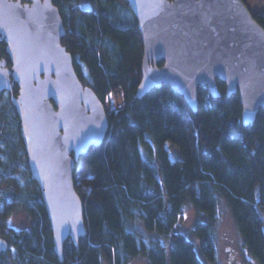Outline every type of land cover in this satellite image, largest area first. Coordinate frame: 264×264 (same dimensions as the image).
<instances>
[{"label":"trees","instance_id":"16d2710c","mask_svg":"<svg viewBox=\"0 0 264 264\" xmlns=\"http://www.w3.org/2000/svg\"><path fill=\"white\" fill-rule=\"evenodd\" d=\"M84 1L52 0L66 30L62 45L80 81L103 104L120 93L124 102L108 114L103 144L80 161L91 172L76 183L87 234L66 242L61 262L41 190L31 179L13 85L0 101V234L9 245L0 264H133L140 258L217 264L223 207L248 257L264 264V109L245 126L239 94L227 97L220 80V98L198 90L197 112L168 85L136 99L144 53L136 18L125 0H95L92 11L82 9ZM242 1L264 29V0ZM128 14L132 21L125 25ZM0 59L11 66L3 41ZM168 143L181 159L172 161ZM20 209L32 225L9 229ZM185 224L193 225L188 233Z\"/></svg>","mask_w":264,"mask_h":264},{"label":"water","instance_id":"95a60500","mask_svg":"<svg viewBox=\"0 0 264 264\" xmlns=\"http://www.w3.org/2000/svg\"><path fill=\"white\" fill-rule=\"evenodd\" d=\"M125 1L144 48L136 99L168 85L197 112L198 90L220 98V80L227 97L239 94L244 125L256 121L264 109V29L242 0ZM82 9L92 11V5ZM65 35L52 0H0V41L7 43L11 61L8 68L0 59V95L19 88L13 105L61 262L66 242L78 243L87 234L77 165L103 144L110 128L105 104L76 74L62 45ZM8 249L0 234V254Z\"/></svg>","mask_w":264,"mask_h":264},{"label":"rangeland","instance_id":"374dc122","mask_svg":"<svg viewBox=\"0 0 264 264\" xmlns=\"http://www.w3.org/2000/svg\"><path fill=\"white\" fill-rule=\"evenodd\" d=\"M85 4H92L94 8H97V3L95 0H85ZM259 2V1H258ZM125 25L131 23L132 18L130 14L123 18ZM120 94L111 95L105 102V109L108 114L113 111H117L124 105L123 97ZM16 97H12V103ZM169 151L172 161L181 159L179 149L174 147L172 144L168 143L166 146ZM91 177V172L83 165L79 163L76 169L75 182L79 183L84 178ZM32 225V222L25 212V210L20 209L17 211L8 223L9 229L21 230L26 229ZM192 224L183 225V232L188 233L192 229ZM216 243L218 247V258L217 264H255V262L248 257L245 249L243 248L242 240L236 230L235 224L230 213L225 207L221 209V219L220 223L215 231ZM2 237V236H1ZM133 264H148L146 259L140 258L136 260Z\"/></svg>","mask_w":264,"mask_h":264},{"label":"flooded vegetation","instance_id":"af4514ba","mask_svg":"<svg viewBox=\"0 0 264 264\" xmlns=\"http://www.w3.org/2000/svg\"><path fill=\"white\" fill-rule=\"evenodd\" d=\"M27 3L26 2H24L23 1V5L25 6ZM90 4V3H89ZM92 5V4H91ZM92 10H93V8H92ZM4 42V44H5V50H6V48H7V43L5 42V40H1L0 42ZM7 53V52H6ZM2 61H4V60H2ZM5 62H7V61H5ZM11 62V61H10ZM8 64V63H7ZM8 66V68H10L11 66H9V65H7ZM11 92H13V90L11 91ZM11 92H8V91H6V92H4V93H2L1 95H0V101H1V99L4 97V95L6 94V93H11ZM18 97V94H17V96H16V98Z\"/></svg>","mask_w":264,"mask_h":264}]
</instances>
